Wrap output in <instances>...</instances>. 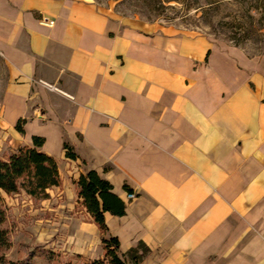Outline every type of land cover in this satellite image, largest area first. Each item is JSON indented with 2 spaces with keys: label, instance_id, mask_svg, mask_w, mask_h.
Listing matches in <instances>:
<instances>
[{
  "label": "crops",
  "instance_id": "obj_1",
  "mask_svg": "<svg viewBox=\"0 0 264 264\" xmlns=\"http://www.w3.org/2000/svg\"><path fill=\"white\" fill-rule=\"evenodd\" d=\"M32 137L58 165L53 211L96 172L125 206L108 236L143 244L140 264H264V62L93 0H0V155ZM80 208L73 264L103 258Z\"/></svg>",
  "mask_w": 264,
  "mask_h": 264
},
{
  "label": "trees",
  "instance_id": "obj_2",
  "mask_svg": "<svg viewBox=\"0 0 264 264\" xmlns=\"http://www.w3.org/2000/svg\"><path fill=\"white\" fill-rule=\"evenodd\" d=\"M144 2L145 0H136ZM175 2L195 8L201 12L204 22L210 24L214 32L220 33L235 48H250L253 54L249 57L264 56V0H174ZM25 120H19L16 130L23 133ZM33 146L19 147L15 151L0 155V250L9 248L8 232L2 226L7 220L2 196H12L24 192L36 201L49 198L48 191L61 184L59 169L54 158L46 155L41 147L44 140L32 137ZM66 157L74 159L68 145L64 144ZM76 194L80 205L91 217L101 237L103 259L88 261L85 264H140L148 249L141 243L126 253L119 251L117 238L108 236L104 214L123 216V202L111 193L110 184L102 180L96 172L90 171L81 175L75 182ZM129 192V189L126 188ZM141 251H138L141 249ZM46 256L54 264H73L51 254ZM0 264H24L22 261L7 260L0 254Z\"/></svg>",
  "mask_w": 264,
  "mask_h": 264
},
{
  "label": "rangeland",
  "instance_id": "obj_3",
  "mask_svg": "<svg viewBox=\"0 0 264 264\" xmlns=\"http://www.w3.org/2000/svg\"><path fill=\"white\" fill-rule=\"evenodd\" d=\"M93 1L118 17L132 18L179 32L201 33L220 48H233L226 37L212 29L211 25L216 22L214 18L211 19L210 25L202 20L200 11L183 6L174 0ZM238 51L251 60L264 62V56L249 57L246 52L249 55L253 54L249 47L245 51L242 49ZM52 200L36 201L22 191L3 199L7 220L2 227L8 232L10 245L8 249L0 250V254H3L7 260L22 261L24 264H54L46 256L47 252L71 262L79 259L72 254V229L73 220L76 217L82 219L84 215L80 213L82 211L80 203L78 201L79 205L75 206L77 210L74 212L64 211L60 215L53 211L56 204ZM141 250L142 248L138 251Z\"/></svg>",
  "mask_w": 264,
  "mask_h": 264
},
{
  "label": "built area",
  "instance_id": "obj_4",
  "mask_svg": "<svg viewBox=\"0 0 264 264\" xmlns=\"http://www.w3.org/2000/svg\"><path fill=\"white\" fill-rule=\"evenodd\" d=\"M50 24H52V22H50ZM39 84L44 86L48 91H57V89L54 86L46 84L42 81H39ZM126 197L128 200H133L135 198V195L133 193H127Z\"/></svg>",
  "mask_w": 264,
  "mask_h": 264
}]
</instances>
